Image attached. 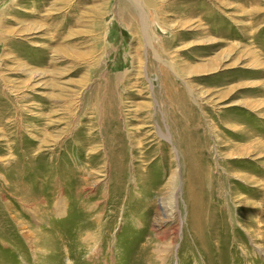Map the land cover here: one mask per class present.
I'll return each instance as SVG.
<instances>
[{
    "label": "rangeland",
    "instance_id": "rangeland-1",
    "mask_svg": "<svg viewBox=\"0 0 264 264\" xmlns=\"http://www.w3.org/2000/svg\"><path fill=\"white\" fill-rule=\"evenodd\" d=\"M0 264H264V0H0Z\"/></svg>",
    "mask_w": 264,
    "mask_h": 264
}]
</instances>
